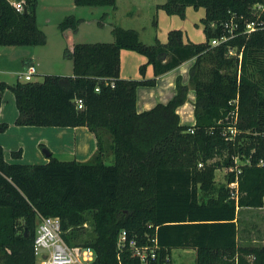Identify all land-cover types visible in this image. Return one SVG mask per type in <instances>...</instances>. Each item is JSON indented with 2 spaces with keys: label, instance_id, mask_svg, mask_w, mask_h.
<instances>
[{
  "label": "trees",
  "instance_id": "obj_1",
  "mask_svg": "<svg viewBox=\"0 0 264 264\" xmlns=\"http://www.w3.org/2000/svg\"><path fill=\"white\" fill-rule=\"evenodd\" d=\"M115 2L73 0L75 5ZM36 4L23 0V12L0 0V46L45 43ZM188 6L204 9L198 21L201 41L184 40L181 28H170L165 42L144 43L136 29L114 25L111 41H77L72 49L64 48L72 74L0 80V100L6 88L13 93L15 124L83 125L96 140L85 160L49 155L44 163L8 162L0 145V264H36L39 216H57L67 244L91 247V264H170L173 248L194 249V264H264V243L239 241L237 222L238 208L264 205V0L156 5L180 18ZM79 21L67 14L57 28L75 31ZM227 21L234 25L231 32ZM249 21L255 27L246 31ZM121 49L145 56L140 78L120 77ZM191 58L187 83L177 75L174 94L165 103L136 110L137 86L154 85L157 75ZM147 64L151 77L144 75ZM189 88L195 121L181 124L175 109ZM76 98L82 99L81 108ZM235 104L236 131L226 138L222 132L231 124L228 111ZM6 127L0 121V131ZM20 154V149L11 151L13 157ZM217 156L223 157L214 160ZM235 156L248 162L239 164L237 173L228 169L226 181L216 186L215 170L233 166ZM235 178L233 195L229 183ZM121 230L126 235L119 246ZM130 240L153 245L155 256L148 254L142 262Z\"/></svg>",
  "mask_w": 264,
  "mask_h": 264
},
{
  "label": "rangeland",
  "instance_id": "obj_2",
  "mask_svg": "<svg viewBox=\"0 0 264 264\" xmlns=\"http://www.w3.org/2000/svg\"><path fill=\"white\" fill-rule=\"evenodd\" d=\"M131 1L134 3H129V0H118L117 6L113 7L110 5H75L73 0H37L39 25L43 26L48 32L45 34L46 42L39 46H0V68L6 70L4 73L7 75L5 76L0 70V78L10 83L14 82L16 79L22 80V78H19L16 74V72H20L22 69L21 60L18 59L21 55L19 54L20 49H27L28 51L34 50L35 54L40 57L39 60L42 61L41 63L43 66H55L51 70H54V72H62L63 70L60 64L62 62L60 61L66 58L68 59L69 57L61 56L60 58V55L63 54L65 45L63 44L62 48V45L59 47V43H57V39H61L63 42V38L59 36L60 31L57 28L56 20H61L67 14H74L76 17L80 18L77 29L73 32L71 31L72 37H74L76 42L111 41L113 39L111 29L114 25H125L136 29L138 34L140 32L139 40L144 43H152L154 41V36L158 38L161 36V38H164L165 28H181L182 30L183 28H187L193 30V33L188 31L190 38H199V40H203L201 25L198 22L199 18L204 14V9L202 7L197 9L189 7L184 18H180L177 15L169 16L165 14L163 10H160L162 13L161 15L165 16V19H160V13H155V3L164 0ZM62 4H64V6ZM257 7L259 8L260 6L257 5ZM47 16L50 18V21L44 24V19ZM193 22H197L198 24H193ZM59 50H61L59 58L57 57L59 62L54 64L50 58L55 52L59 54ZM42 77L43 75L34 74L31 80H41ZM6 91L10 93V99L12 100L11 90L6 88ZM5 97L7 98L6 92ZM6 102L9 103L8 100ZM222 157L223 156H217L214 160L220 161ZM105 162L110 163L111 156L106 157ZM227 170L228 168L226 167H218L215 170L214 179L216 186L226 181ZM237 212L239 241L252 244L264 243V205L261 207L238 208ZM185 253V251L183 252V248H173L170 264H194V255L192 257L191 254Z\"/></svg>",
  "mask_w": 264,
  "mask_h": 264
},
{
  "label": "crops",
  "instance_id": "obj_3",
  "mask_svg": "<svg viewBox=\"0 0 264 264\" xmlns=\"http://www.w3.org/2000/svg\"><path fill=\"white\" fill-rule=\"evenodd\" d=\"M117 2L118 0H116L115 5L113 7L117 6L116 5ZM162 2L155 3V13L156 14L160 13L159 18L165 19V16L161 15L162 13L160 10L162 9L156 7L157 4H160ZM129 3H134V2L129 0ZM62 5L64 6V4ZM189 7L190 6L186 8V12ZM169 16H175V14H171ZM44 20H45L44 24H46L47 22L50 21V18L47 16ZM36 21L39 28H41L45 34L48 33L43 26L39 25L37 4H36ZM56 21L58 23V21L60 20H56ZM193 24H195V22H193ZM121 26L129 27L125 25H121ZM168 29L170 28H165L164 30L165 33L164 38H161V36L159 38L157 36H154V40L155 38H157L159 41L165 42ZM71 31L72 30L68 29L65 30L64 32H60V35L58 34L59 36H62L64 42L63 43L61 39H57V43H59V47L60 45H62L61 47L63 48V44H64L65 47L72 49V45L76 41L74 37H72L73 31L72 32ZM188 31L190 33H193V30L183 28L184 40L190 39L195 42L201 41L199 40V38H190ZM138 36L140 37V32ZM25 46H29V45H25ZM61 50H59V54L58 52L52 54L50 60L54 64H57L59 62L58 58ZM32 51L31 50L28 51L27 49H20L19 54L21 55L18 58L21 60V64H22V69L20 72H22L29 64H34L36 67V71L34 74L36 75L72 74V61L69 58L60 61L62 62L60 63L63 70L62 72L61 71L54 72V70L51 69H53V67L55 66H46V65L43 66V64L41 63L42 61L39 60L40 57H38L35 54L34 50ZM61 56H63V54L60 55V58ZM119 56H120V63H119L120 77L140 78L141 75L139 73L138 67L140 64L146 61L145 56L130 49H121ZM192 62H193V58L188 59L182 62L181 64H179L178 66H176L175 68L157 75L155 77L154 85L137 86L136 95H135L136 110L142 111L145 109H149L158 102L165 103L174 94L175 79L177 75H181L182 82L187 83L188 80L187 72ZM0 70L5 76H7L6 73H4L6 70L1 68ZM16 74L18 75L19 72H16ZM144 75L145 77H151L153 75L151 64L146 65ZM0 80L5 81L6 83H10L2 78H0ZM5 92L7 94V98L5 97ZM10 97H11L10 93H7L5 89L1 94V100H0V121L7 123V127L3 131H0V145L4 149V159L6 161L18 162V163H44L48 161L49 155L64 160H69L73 158L78 160H85L94 152L96 148V140L94 134L91 131H89L86 126L83 125L48 126V125L15 124L14 120L17 116V108L15 105L13 93H12V100L10 99ZM193 99H194V91L193 89L189 88L187 91V98L185 102L178 105L175 109L179 115V122L181 124H193L195 121L194 113H193V101H194ZM7 100L9 101V103L6 102ZM42 148H45L49 152V154H46L43 151H41ZM17 149L21 150V154L19 157H13L11 155V151ZM63 157H67V158H63ZM184 251L187 254H191L192 257L193 255L195 256L194 249L192 248H183V252Z\"/></svg>",
  "mask_w": 264,
  "mask_h": 264
},
{
  "label": "built area",
  "instance_id": "obj_4",
  "mask_svg": "<svg viewBox=\"0 0 264 264\" xmlns=\"http://www.w3.org/2000/svg\"><path fill=\"white\" fill-rule=\"evenodd\" d=\"M17 10L23 9V0H8ZM225 26L229 27L231 32L233 29L232 22H225ZM254 21L246 23V31L254 29ZM226 39L222 37L220 39L213 38L210 42L216 44L219 41ZM36 67L34 64H29L22 72H19L18 77L22 80H31L32 75L35 73ZM97 89V88H96ZM230 104L236 102V98L228 101ZM77 108L82 107V99L76 98L75 100ZM237 107L236 104L228 111V116H231V124H228L222 134L226 138H230L231 134L235 133L236 128L234 122L236 119ZM227 117V116H226ZM192 131V128H190ZM228 131V132H227ZM234 165L228 169H235L236 173L240 171L239 164L248 162V159H241L239 156L234 157ZM239 160V161H238ZM200 165V163H199ZM230 186L234 189L232 194H236L237 180L236 178L231 181ZM125 231L121 230L118 238V245H122L125 240ZM130 245H133V253L139 257L142 262L147 260L149 254L150 257L155 256L153 245H135L133 240H130ZM33 253L35 255L36 264H91L94 258V251L89 246L82 245H70L67 244L61 237L60 221L57 216H39L37 221V227L35 236L33 239Z\"/></svg>",
  "mask_w": 264,
  "mask_h": 264
},
{
  "label": "water",
  "instance_id": "obj_5",
  "mask_svg": "<svg viewBox=\"0 0 264 264\" xmlns=\"http://www.w3.org/2000/svg\"><path fill=\"white\" fill-rule=\"evenodd\" d=\"M25 11H26V8L23 9V12H25ZM42 151H43L44 153H46V154H49V152H48L45 148H42Z\"/></svg>",
  "mask_w": 264,
  "mask_h": 264
}]
</instances>
